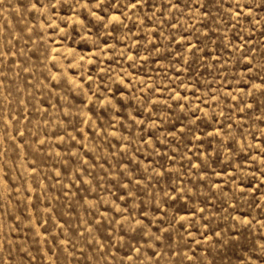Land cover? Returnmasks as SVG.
<instances>
[{"label": "rangeland", "instance_id": "374dc122", "mask_svg": "<svg viewBox=\"0 0 264 264\" xmlns=\"http://www.w3.org/2000/svg\"><path fill=\"white\" fill-rule=\"evenodd\" d=\"M0 264H264V0H0Z\"/></svg>", "mask_w": 264, "mask_h": 264}]
</instances>
